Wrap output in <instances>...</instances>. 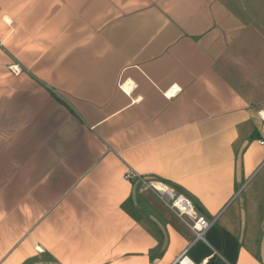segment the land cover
<instances>
[{
	"label": "crops",
	"instance_id": "crops-1",
	"mask_svg": "<svg viewBox=\"0 0 264 264\" xmlns=\"http://www.w3.org/2000/svg\"><path fill=\"white\" fill-rule=\"evenodd\" d=\"M260 140L264 0H0V264H264Z\"/></svg>",
	"mask_w": 264,
	"mask_h": 264
},
{
	"label": "built area",
	"instance_id": "built-area-1",
	"mask_svg": "<svg viewBox=\"0 0 264 264\" xmlns=\"http://www.w3.org/2000/svg\"><path fill=\"white\" fill-rule=\"evenodd\" d=\"M260 143L263 144L264 141L260 140ZM125 176L127 178L138 177L142 179V177L131 170H129ZM142 181L146 188H150L157 192L160 198L163 199L177 216L187 224L194 233V241L204 240V234L213 223V220H208L197 212L191 199L183 191L176 190L159 179H142ZM186 259V256H184L179 260V263L190 264Z\"/></svg>",
	"mask_w": 264,
	"mask_h": 264
}]
</instances>
